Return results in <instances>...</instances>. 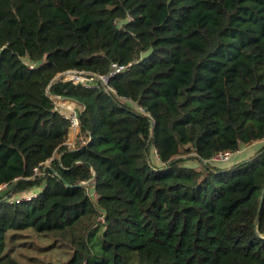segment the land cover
Here are the masks:
<instances>
[{"label":"trees","instance_id":"obj_1","mask_svg":"<svg viewBox=\"0 0 264 264\" xmlns=\"http://www.w3.org/2000/svg\"><path fill=\"white\" fill-rule=\"evenodd\" d=\"M113 61L116 94L55 79ZM258 140L264 0H0V264L27 227L70 245L46 264H264V143L210 160Z\"/></svg>","mask_w":264,"mask_h":264},{"label":"rangeland","instance_id":"obj_2","mask_svg":"<svg viewBox=\"0 0 264 264\" xmlns=\"http://www.w3.org/2000/svg\"><path fill=\"white\" fill-rule=\"evenodd\" d=\"M264 140L254 141L250 144L240 145L238 151L234 152L230 160L226 162H215L220 167L230 166L235 162L251 156ZM151 154L156 160L154 149ZM188 165L198 166L197 161L187 160ZM89 194L94 195V190L89 188ZM5 251L10 252L21 264H46L48 262L61 263L70 256L72 249L64 241H54L50 234L38 232L32 227L20 230L9 229L6 232Z\"/></svg>","mask_w":264,"mask_h":264},{"label":"built area","instance_id":"obj_3","mask_svg":"<svg viewBox=\"0 0 264 264\" xmlns=\"http://www.w3.org/2000/svg\"><path fill=\"white\" fill-rule=\"evenodd\" d=\"M128 19H131V17L129 16ZM33 65L34 63L30 64V67H32ZM130 67H131V62L119 63L113 61L110 63L109 70L103 74H98L86 70L69 69L58 73L55 76V79L71 81L74 84H80L83 87L89 89L101 88L109 94L110 93L116 94L115 88H113L109 83L110 79L114 77L116 74L128 70ZM51 98L54 101L55 107L69 121V133L76 132L79 128V113L82 110V106L78 105L77 103L71 104L70 103L71 100L61 99L60 96L52 95ZM120 98L127 100L132 104V102L129 99L122 96ZM137 108L141 109L140 107ZM233 153L234 152H231L229 150H220L217 151L211 157L210 160L212 162H226L230 160V157L233 155ZM154 154L156 155V157L158 156L155 149H154ZM34 170L36 173L40 172L38 168H35ZM32 196H34V193L28 192L26 194L25 193L22 194L21 196H14L10 200L19 202L24 198L28 199L31 198Z\"/></svg>","mask_w":264,"mask_h":264},{"label":"crops","instance_id":"obj_4","mask_svg":"<svg viewBox=\"0 0 264 264\" xmlns=\"http://www.w3.org/2000/svg\"><path fill=\"white\" fill-rule=\"evenodd\" d=\"M76 103V102H75ZM78 104V103H77ZM79 105V104H78ZM77 132H78V130L76 131V132H72V133H69L68 132V137H67V144L68 145H71V146H73L74 145V142H75V138H76V135H77ZM151 157H152V161H154V162H157L158 160H157V158H156V160H155V158H154V156L153 155H151ZM48 164V163H47ZM35 192V190H32L31 191V193H34ZM30 193V192H29Z\"/></svg>","mask_w":264,"mask_h":264},{"label":"water","instance_id":"obj_5","mask_svg":"<svg viewBox=\"0 0 264 264\" xmlns=\"http://www.w3.org/2000/svg\"><path fill=\"white\" fill-rule=\"evenodd\" d=\"M61 99H65V100H73V101H75L76 103H78L80 106H82V110L85 108V105H84L83 103H81V102H79V101H77V100H75V99H73V98H67V97L61 96ZM82 110H81V111H82ZM46 167H48V165L45 166V168H46ZM45 168H44V169H45ZM261 203H262V200H261L260 205H259V211H260V208H261ZM257 219H258V216H257ZM257 219H256V223H257Z\"/></svg>","mask_w":264,"mask_h":264},{"label":"bare ground","instance_id":"obj_6","mask_svg":"<svg viewBox=\"0 0 264 264\" xmlns=\"http://www.w3.org/2000/svg\"><path fill=\"white\" fill-rule=\"evenodd\" d=\"M73 101V100H72Z\"/></svg>","mask_w":264,"mask_h":264}]
</instances>
